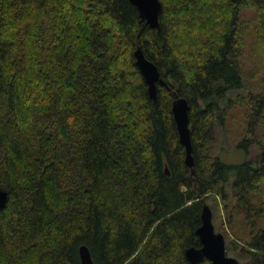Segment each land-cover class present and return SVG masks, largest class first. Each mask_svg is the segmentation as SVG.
<instances>
[{"label":"trees","instance_id":"16d2710c","mask_svg":"<svg viewBox=\"0 0 264 264\" xmlns=\"http://www.w3.org/2000/svg\"><path fill=\"white\" fill-rule=\"evenodd\" d=\"M160 2L157 31L129 0H0V264H81L83 245L95 264H190L208 197L230 202V185L242 253L264 264V89L243 94L241 66L245 11L264 55V0ZM137 47L166 82L157 104ZM174 92L191 107L193 170ZM231 109L257 164L211 155Z\"/></svg>","mask_w":264,"mask_h":264},{"label":"water","instance_id":"95a60500","mask_svg":"<svg viewBox=\"0 0 264 264\" xmlns=\"http://www.w3.org/2000/svg\"><path fill=\"white\" fill-rule=\"evenodd\" d=\"M134 5L141 17L150 28L161 30V15L163 6L160 0H129ZM135 64L140 70L144 81L148 87L150 99L158 103V85L165 86L166 82L161 77L157 66L144 54L141 47H137L134 52ZM172 114L178 130L180 143L185 148L186 166L193 170L194 157L190 128V104L189 101L173 93ZM168 175H170L167 169ZM9 201L7 190L0 188V210H3ZM200 239L201 247H191L186 250L185 256L190 264H201L208 260L211 264H241L240 261L227 254L226 237L215 230L213 223V212L210 206L204 205L202 211V225L196 231ZM81 264H95L89 248L85 245L79 250Z\"/></svg>","mask_w":264,"mask_h":264},{"label":"rangeland","instance_id":"374dc122","mask_svg":"<svg viewBox=\"0 0 264 264\" xmlns=\"http://www.w3.org/2000/svg\"><path fill=\"white\" fill-rule=\"evenodd\" d=\"M243 14L244 23L242 30L244 49L241 53V66L243 68V77L246 87L243 94H260L264 89V81L262 83V78H264V55H260L256 45L253 44L255 29L249 22L250 12L245 11ZM237 109L229 110V117L227 121H225V124L222 126L218 124L216 126V140L211 155L213 157L218 156L222 162L228 165H239L246 161L257 164L262 153L257 146L250 147L248 154L239 147L242 140L241 134L245 127L242 119V112ZM262 141L264 144V140ZM227 194L229 195L230 201L227 203L217 194H212V198L208 197L207 205L210 206L213 212L215 230L225 235L228 256L238 259L241 264H250L247 256L243 255L241 248L245 246L244 243H247L249 238L242 234L244 232L243 228V231H241L240 228L238 232L232 217L229 220V214L233 212L231 207L234 204L231 185L227 187ZM263 199L264 198L261 197V200ZM225 204L229 206L228 213L225 210ZM259 224L261 227H264V217L260 218ZM240 238H242L243 241L240 240ZM233 240L236 241L238 245L232 244Z\"/></svg>","mask_w":264,"mask_h":264}]
</instances>
